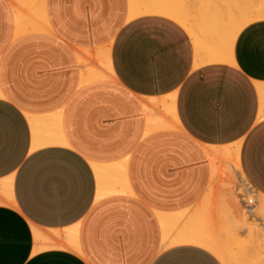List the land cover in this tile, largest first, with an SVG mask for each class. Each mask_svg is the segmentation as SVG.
I'll return each mask as SVG.
<instances>
[{
  "label": "crops",
  "instance_id": "obj_1",
  "mask_svg": "<svg viewBox=\"0 0 264 264\" xmlns=\"http://www.w3.org/2000/svg\"><path fill=\"white\" fill-rule=\"evenodd\" d=\"M9 2L0 0V182L10 195L0 264H222L197 246L164 248L157 213L187 219L209 185L206 147L238 145L264 196V21L237 34L231 61H208L206 38L197 56L178 23L128 20V0H44L47 29L21 35ZM106 70L112 80L81 83ZM146 107L174 129L147 132ZM69 235L76 252L46 248Z\"/></svg>",
  "mask_w": 264,
  "mask_h": 264
},
{
  "label": "bare ground",
  "instance_id": "obj_2",
  "mask_svg": "<svg viewBox=\"0 0 264 264\" xmlns=\"http://www.w3.org/2000/svg\"><path fill=\"white\" fill-rule=\"evenodd\" d=\"M9 1L17 35L47 29L44 0ZM128 7V20L157 15L178 23L195 42L197 52L202 47V38H206L211 51L208 61H231L228 50L237 34L247 25L264 20V1L258 5L251 0H128ZM77 56L85 65L83 55ZM105 72L88 76L85 71L81 83L112 80V72ZM146 110L147 132L174 129V118L157 123L151 119V109L146 107ZM166 110L170 114L171 106ZM206 152L211 170L209 185L195 207L186 213L187 219L180 214L177 219L170 220L157 213L163 229L164 248L188 244L207 250L222 264H264V255L260 256L264 253V196L243 175L239 165V146L206 147ZM7 184L0 182V204H10V195L1 193L3 189L8 191ZM57 247L76 252L72 235L66 243L57 245L49 241L46 246Z\"/></svg>",
  "mask_w": 264,
  "mask_h": 264
},
{
  "label": "rangeland",
  "instance_id": "obj_3",
  "mask_svg": "<svg viewBox=\"0 0 264 264\" xmlns=\"http://www.w3.org/2000/svg\"><path fill=\"white\" fill-rule=\"evenodd\" d=\"M263 1H264V0H257V2H254V1L251 0V2H252L253 4H257V3H258V5H259V3H260V4L263 3ZM189 2H190V1H189ZM192 2H193V1H192ZM189 4H190V3H189ZM263 21H264V20H263Z\"/></svg>",
  "mask_w": 264,
  "mask_h": 264
}]
</instances>
